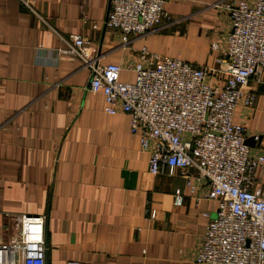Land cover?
<instances>
[{"label": "crops", "instance_id": "obj_1", "mask_svg": "<svg viewBox=\"0 0 264 264\" xmlns=\"http://www.w3.org/2000/svg\"><path fill=\"white\" fill-rule=\"evenodd\" d=\"M28 1L0 0V243L18 234L16 216H41L47 264H193L218 201L198 199L179 169L151 176L130 117L106 114L92 71L57 51L82 36L99 66H122L125 83L143 48L219 71L230 28L219 6L239 0L171 1L170 22L127 44L105 25L110 0ZM248 89L255 106L239 107L234 121L261 138L251 148L262 153L264 74ZM256 176L260 184L264 173Z\"/></svg>", "mask_w": 264, "mask_h": 264}, {"label": "built area", "instance_id": "obj_2", "mask_svg": "<svg viewBox=\"0 0 264 264\" xmlns=\"http://www.w3.org/2000/svg\"><path fill=\"white\" fill-rule=\"evenodd\" d=\"M171 1L183 0H110L105 25L120 30L127 44L130 36L170 22L166 5ZM25 5L31 8L28 0ZM219 7L227 11L230 26L219 71L143 48L129 68L134 82L125 83L122 66H99L82 36H71L68 47L57 53L77 56L92 71L90 89L103 94L106 114L130 117L131 133L150 155L151 176L179 169L198 199L218 201L193 264H264V179L260 184L256 179L258 171L264 173V152H253L246 126L234 121L239 107L254 108L256 94L248 86L264 74V0ZM177 196L181 204L180 192ZM149 214L156 219V211ZM14 223L18 234L0 243V264H47L46 218L20 215Z\"/></svg>", "mask_w": 264, "mask_h": 264}, {"label": "water", "instance_id": "obj_3", "mask_svg": "<svg viewBox=\"0 0 264 264\" xmlns=\"http://www.w3.org/2000/svg\"><path fill=\"white\" fill-rule=\"evenodd\" d=\"M261 139V138H260ZM247 144L250 146V147H253L254 146V139L251 138V139H248L247 140Z\"/></svg>", "mask_w": 264, "mask_h": 264}]
</instances>
